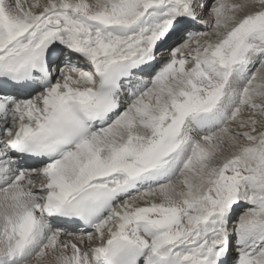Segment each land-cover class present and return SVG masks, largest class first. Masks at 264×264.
Segmentation results:
<instances>
[{
	"label": "snow or ice",
	"instance_id": "6c2138e0",
	"mask_svg": "<svg viewBox=\"0 0 264 264\" xmlns=\"http://www.w3.org/2000/svg\"><path fill=\"white\" fill-rule=\"evenodd\" d=\"M0 264H264V0H0Z\"/></svg>",
	"mask_w": 264,
	"mask_h": 264
}]
</instances>
